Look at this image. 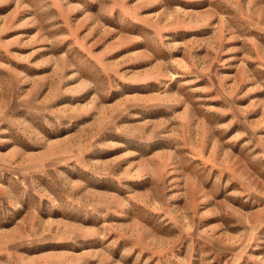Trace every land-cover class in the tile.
Returning a JSON list of instances; mask_svg holds the SVG:
<instances>
[{"label": "rangeland", "instance_id": "obj_1", "mask_svg": "<svg viewBox=\"0 0 264 264\" xmlns=\"http://www.w3.org/2000/svg\"><path fill=\"white\" fill-rule=\"evenodd\" d=\"M0 264H264V0H0Z\"/></svg>", "mask_w": 264, "mask_h": 264}]
</instances>
